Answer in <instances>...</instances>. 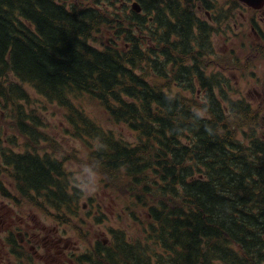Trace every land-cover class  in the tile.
<instances>
[{"label": "trees", "instance_id": "16d2710c", "mask_svg": "<svg viewBox=\"0 0 264 264\" xmlns=\"http://www.w3.org/2000/svg\"><path fill=\"white\" fill-rule=\"evenodd\" d=\"M138 2L145 16L131 11L117 15L99 6L68 8L62 0H0V111H14L15 130L26 148L24 153L0 148L6 170L22 196L33 191L50 202L68 203L60 163L27 151L36 144L41 118L36 111V120L26 117L31 98L27 87L72 114L77 110L70 96L85 94L113 122L136 134L135 146L115 139L82 115L80 123L71 114L66 120L97 140L91 154L106 177L122 170L148 195L160 198L141 204L147 206L151 221L148 238L167 251L170 264L264 262V143L255 140L246 148L233 141L231 128L252 132L251 116L246 107L232 111L240 113L229 121L233 140H228L221 109L210 96L202 103L193 88L194 96L167 93L164 88L178 77L185 80L190 71L204 79L197 60L192 65L185 60L194 58L186 57L194 24L176 0ZM123 23L127 26L121 30ZM196 25L200 58L205 25L199 21ZM102 27L114 29L116 40L99 50L91 40ZM176 65L181 72L173 79L164 69ZM4 174L8 175L5 171L0 176ZM120 240L126 239L120 235ZM98 247L86 262L109 264L108 260L132 255L126 243L121 247L117 240L110 252ZM126 264H140V259Z\"/></svg>", "mask_w": 264, "mask_h": 264}, {"label": "rangeland", "instance_id": "374dc122", "mask_svg": "<svg viewBox=\"0 0 264 264\" xmlns=\"http://www.w3.org/2000/svg\"><path fill=\"white\" fill-rule=\"evenodd\" d=\"M62 1L66 3L68 8L71 6L77 9L96 6V0ZM100 1L99 6L101 10L107 9L110 13L122 15L124 11L129 12L132 3H137L138 0ZM146 5L148 7L154 6L152 3H146ZM141 14L142 12H139V15ZM148 17H152V13L148 14ZM126 26L127 24L123 23L120 29L123 30ZM134 35L138 37L135 32ZM114 39L115 30L102 27L101 31L94 35L93 44L95 47L103 49ZM143 42L150 43L145 37H143ZM233 61L234 59H230L225 55L224 63L226 64L225 67H228V70L234 67ZM205 64L208 67L210 66L207 73L211 74L210 68L212 64ZM217 69L218 72L224 73L222 69ZM164 71L170 72L167 67ZM164 89L167 93L170 92L169 89ZM27 91L31 98L30 104L26 108L32 110L28 113L33 115V111H36V114L41 116L37 126V136H39L38 147L42 152H55L61 158L64 164V176L61 181L70 187V193H74V189H76L79 197L72 199L68 205L69 208H64L66 212L63 213L61 208H57L43 196L30 194L28 197H20L12 180L7 176H3L4 191H0V215L2 220L7 223H13L17 212H19V208L16 207L19 198L22 200L21 202L25 201L20 209L24 222L37 226L43 225L44 222L45 227H49V229L53 228V231H55L58 228V223L54 220L58 215L64 217L66 221L64 224L67 235L66 241L72 247L70 250L79 247L83 254L89 255L97 243H101L104 247L112 246L114 238L112 232L120 230L126 233L123 235L128 242L126 244L131 245L128 249H139L138 245L144 248L136 256V258L140 259V264H156L160 260H163L164 251L157 247L156 244H152L153 241L147 237L151 221L147 214L146 205L152 202V200H159L160 198L148 195L143 190L142 184H134L130 178L125 176L122 170L117 171L116 174H112L111 178L106 177L92 157H89V153L95 148L96 142L80 130H78V134H74V128L64 118L68 110L64 107L47 103L29 87H27ZM176 91L174 89V92ZM185 94L191 95L192 93L188 92ZM196 94V99L202 103L209 96L200 85L196 88ZM170 95L174 96L176 94L171 92ZM224 99L219 102L222 104ZM71 104L77 110L76 113L72 114V118L76 123L81 122L79 115H82L103 131L112 133L115 139L122 140V142L129 146L136 142L135 133L126 125L113 122L97 101L86 95H79L71 97ZM9 115L11 116L6 110L0 111V136L2 135L5 139L15 136L17 146L6 145V147L15 151H23L25 148L18 137L19 134L16 132L14 123L9 118ZM1 145L3 146L2 143ZM3 167L0 160V173ZM162 200L168 201L166 198ZM141 202L146 203V205H142ZM91 204L92 207L90 206ZM83 205L86 206L85 209ZM90 210H92V213H90ZM46 218H49L48 223H46ZM15 239L17 240V238ZM105 239L106 244H103V240ZM138 242L141 244H138ZM33 244L42 246V241L41 239H36V242ZM67 253L62 252L65 263L77 264L74 261L66 259ZM93 254H95V251ZM74 260H76V257H74ZM33 261L35 264H56L53 263L55 261L53 260V256L45 254L44 250L39 254L33 253ZM113 261L114 263H110L109 261L108 263L123 264L122 259H118L116 262L115 260ZM130 261L132 260L127 259V262ZM26 264H30V262L26 261ZM100 264H105V261L101 260ZM258 264H264V262L260 261Z\"/></svg>", "mask_w": 264, "mask_h": 264}, {"label": "flooded vegetation", "instance_id": "af4514ba", "mask_svg": "<svg viewBox=\"0 0 264 264\" xmlns=\"http://www.w3.org/2000/svg\"><path fill=\"white\" fill-rule=\"evenodd\" d=\"M207 0L206 20L215 31L211 36L209 48L210 73L216 76L224 96V109L230 111L231 104L244 102L255 125L258 126L259 140L264 141V0L262 5L247 6L237 0ZM224 4V6H222ZM208 24V25H209ZM216 26V27H214ZM226 57L234 59L233 68L228 70L224 63ZM222 69L224 73L218 72ZM212 88V86H211ZM210 88V89H211ZM247 96V97H246ZM232 118L230 117V120ZM100 207V206H99ZM18 230L25 231L30 242L41 239L40 249L53 256V263L66 264L62 255L72 248L66 238L38 225L32 229L29 223L20 221ZM22 224H25L23 226ZM4 244L0 240V250ZM33 246L29 251H32ZM2 256L1 260L4 261ZM66 259L71 261V258ZM83 264V263H82Z\"/></svg>", "mask_w": 264, "mask_h": 264}, {"label": "water", "instance_id": "95a60500", "mask_svg": "<svg viewBox=\"0 0 264 264\" xmlns=\"http://www.w3.org/2000/svg\"><path fill=\"white\" fill-rule=\"evenodd\" d=\"M241 1H243V2H245V3H247L248 5L253 6V7L257 6V5L255 4V2L258 3L259 6H260L261 3H262V0H241ZM133 8H135L136 11H139V10H140V9L136 6V4L133 5Z\"/></svg>", "mask_w": 264, "mask_h": 264}, {"label": "bare ground", "instance_id": "6f19581e", "mask_svg": "<svg viewBox=\"0 0 264 264\" xmlns=\"http://www.w3.org/2000/svg\"><path fill=\"white\" fill-rule=\"evenodd\" d=\"M183 1H185V0H183ZM186 2V1H185ZM164 12V11H163ZM165 13V12H164ZM192 55L193 57H194V55L191 53V52H189L188 54H187V56L186 57H188L189 55ZM189 58V57H188ZM194 59V58H193ZM117 176V175H116ZM146 198H147V196H146ZM172 218V217H171ZM138 222V221H137ZM139 223V222H138ZM115 242H116V238H114V240H113V242H112V246H110V249L109 250H114V247H115Z\"/></svg>", "mask_w": 264, "mask_h": 264}]
</instances>
